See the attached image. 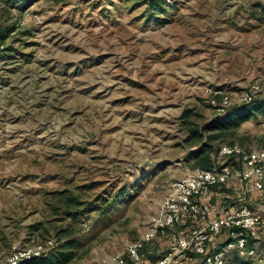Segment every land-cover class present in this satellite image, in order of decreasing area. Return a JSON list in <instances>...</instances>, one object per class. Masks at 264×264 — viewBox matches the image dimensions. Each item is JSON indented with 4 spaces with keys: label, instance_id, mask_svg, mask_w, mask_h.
Wrapping results in <instances>:
<instances>
[{
    "label": "rangeland",
    "instance_id": "1",
    "mask_svg": "<svg viewBox=\"0 0 264 264\" xmlns=\"http://www.w3.org/2000/svg\"><path fill=\"white\" fill-rule=\"evenodd\" d=\"M263 100L264 0H0V260L51 238L64 264L123 254L204 155L264 150ZM233 106L253 115L199 154Z\"/></svg>",
    "mask_w": 264,
    "mask_h": 264
},
{
    "label": "built area",
    "instance_id": "2",
    "mask_svg": "<svg viewBox=\"0 0 264 264\" xmlns=\"http://www.w3.org/2000/svg\"><path fill=\"white\" fill-rule=\"evenodd\" d=\"M254 92L256 86L241 98L250 99ZM223 104L222 111L228 107V97ZM217 194L222 196L221 201ZM223 199L231 201L224 205ZM167 233L170 251L151 261L146 251ZM220 237H224V245L217 246ZM263 237L264 150L224 144L213 153L209 169L196 167L170 182L166 197L148 218L140 239L129 243L123 254L97 264H182L188 252L194 255L196 264H228L232 251L253 260L254 242ZM55 246L52 238L30 245L15 244L0 264L41 258Z\"/></svg>",
    "mask_w": 264,
    "mask_h": 264
},
{
    "label": "trees",
    "instance_id": "3",
    "mask_svg": "<svg viewBox=\"0 0 264 264\" xmlns=\"http://www.w3.org/2000/svg\"><path fill=\"white\" fill-rule=\"evenodd\" d=\"M237 107L233 106L228 109V112L226 113L227 115L226 119H228V121H225V123H222L219 126L215 125L217 126V128H219L220 131L218 133L208 135V141L202 143V145L198 150L199 154H202L203 152L206 153L207 151H209L211 149V145H209V143L219 139L220 135L223 134L225 130H228L230 128H233L234 126L239 125L242 121L246 120L251 114L253 115V111H251L249 108H237ZM261 108H264V100L261 103ZM208 126L205 127V131L210 130L209 128L211 127ZM192 133L199 134V131L193 130ZM202 161H203V165L200 168L209 169L212 166V159L209 157V155L207 154L204 155L202 157ZM54 248H56V246ZM54 248L50 250L49 253L44 257L21 261L18 264H64L69 260V257L67 255L53 256L52 254L54 253L55 250ZM146 255L152 261L155 260L149 252H147ZM230 264H249V263L248 261L244 260V258L239 257L237 253H234V256Z\"/></svg>",
    "mask_w": 264,
    "mask_h": 264
},
{
    "label": "crops",
    "instance_id": "4",
    "mask_svg": "<svg viewBox=\"0 0 264 264\" xmlns=\"http://www.w3.org/2000/svg\"><path fill=\"white\" fill-rule=\"evenodd\" d=\"M218 195H219V194H217L216 196L219 197L218 200L221 201V200H222V198H221L222 196H218Z\"/></svg>",
    "mask_w": 264,
    "mask_h": 264
}]
</instances>
